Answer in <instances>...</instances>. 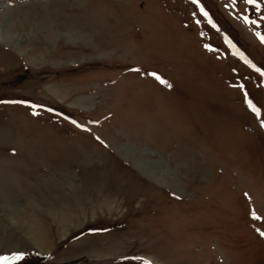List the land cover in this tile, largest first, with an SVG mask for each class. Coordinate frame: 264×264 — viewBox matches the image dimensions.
<instances>
[{"label": "rangeland", "instance_id": "1", "mask_svg": "<svg viewBox=\"0 0 264 264\" xmlns=\"http://www.w3.org/2000/svg\"><path fill=\"white\" fill-rule=\"evenodd\" d=\"M0 27V264H264V0H0Z\"/></svg>", "mask_w": 264, "mask_h": 264}, {"label": "bare ground", "instance_id": "2", "mask_svg": "<svg viewBox=\"0 0 264 264\" xmlns=\"http://www.w3.org/2000/svg\"><path fill=\"white\" fill-rule=\"evenodd\" d=\"M14 21V20H13ZM9 22V21H8ZM15 22V21H14ZM14 22H9V25H8V27L10 28V30H12L13 29V27H14ZM17 23V22H16ZM26 26V25H25ZM3 27V26H2ZM2 27H0V28H2ZM2 31V30H1ZM5 32V31H4ZM3 32V33H4ZM1 33V32H0ZM10 33V32H9ZM7 34V33H6ZM10 34H12V33H10ZM12 36V35H11ZM15 37V36H14ZM9 38H10V36H9ZM8 38V39H9ZM11 40V39H10ZM16 41H18L17 39H16ZM7 42H8V40H7ZM12 42H14V41H12ZM15 45V44H14ZM36 45V44H35ZM34 46V45H33ZM30 48V47H29ZM28 48H26V50H27ZM30 50V49H29ZM36 51V50H35ZM29 52V51H28ZM37 52V51H36ZM38 53V52H37ZM40 53H41V51H40ZM27 54V53H26ZM28 55V54H27ZM32 55V54H31ZM34 55V54H33ZM41 55V54H40ZM49 55V54H48ZM36 56V55H35ZM34 57V56H33ZM41 57V56H40ZM28 58V57H27ZM31 58V57H30ZM35 58V57H34ZM38 58V57H37ZM151 169V168H150ZM153 170V169H152ZM151 173V172H150ZM154 175V174H153ZM158 177H159V175H158ZM157 178V177H156ZM31 224V223H30ZM38 225V224H37ZM34 231H36V230H34ZM39 238V237H38ZM37 238V239H38ZM34 240H35V238H34ZM39 240V239H38ZM40 242H41V240H40ZM39 243V242H38ZM47 246V245H46Z\"/></svg>", "mask_w": 264, "mask_h": 264}, {"label": "snow or ice", "instance_id": "3", "mask_svg": "<svg viewBox=\"0 0 264 264\" xmlns=\"http://www.w3.org/2000/svg\"><path fill=\"white\" fill-rule=\"evenodd\" d=\"M248 2H249V3H253L254 0H248ZM153 75H155V74H153ZM156 78H157L158 80H160V77H159V76H157ZM161 83H165V84H167V81L161 80ZM261 235H264V233H261Z\"/></svg>", "mask_w": 264, "mask_h": 264}]
</instances>
